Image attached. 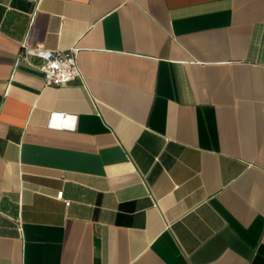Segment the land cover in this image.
Returning <instances> with one entry per match:
<instances>
[{"label": "crops", "instance_id": "obj_1", "mask_svg": "<svg viewBox=\"0 0 264 264\" xmlns=\"http://www.w3.org/2000/svg\"><path fill=\"white\" fill-rule=\"evenodd\" d=\"M0 264H264V0H0Z\"/></svg>", "mask_w": 264, "mask_h": 264}, {"label": "built area", "instance_id": "obj_2", "mask_svg": "<svg viewBox=\"0 0 264 264\" xmlns=\"http://www.w3.org/2000/svg\"><path fill=\"white\" fill-rule=\"evenodd\" d=\"M36 6L40 0H33ZM31 56L41 58V63L37 68L42 74L45 85L61 86L76 77H82V72L77 62L76 51L74 48L69 50L49 49L43 44L36 46H23L18 59H25L30 63ZM62 191H58L56 196L62 198ZM68 204V200L65 201Z\"/></svg>", "mask_w": 264, "mask_h": 264}]
</instances>
